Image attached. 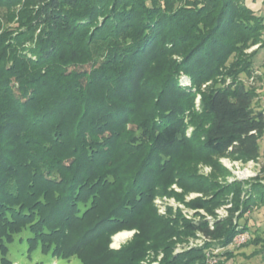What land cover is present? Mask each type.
Returning <instances> with one entry per match:
<instances>
[{"label":"trees","instance_id":"16d2710c","mask_svg":"<svg viewBox=\"0 0 264 264\" xmlns=\"http://www.w3.org/2000/svg\"><path fill=\"white\" fill-rule=\"evenodd\" d=\"M248 4L0 0V264H13L8 245L23 230L31 234L28 253L80 264L145 263L140 244L109 250L101 243L120 230L142 232L134 222L162 173L188 188L167 173L182 147L242 163L259 157L264 111L241 76L258 71L264 16ZM198 180L187 179L191 192L205 193L209 183L194 188ZM238 189L226 217L182 221L206 246L168 255L170 246L157 243L152 248L165 252L159 264H203L210 244L247 231L264 188L244 202ZM210 203L196 198L188 206L211 217Z\"/></svg>","mask_w":264,"mask_h":264},{"label":"rangeland","instance_id":"374dc122","mask_svg":"<svg viewBox=\"0 0 264 264\" xmlns=\"http://www.w3.org/2000/svg\"><path fill=\"white\" fill-rule=\"evenodd\" d=\"M248 3L249 8L257 11L259 15L264 16V0H248ZM255 48L257 46L252 49ZM252 49L247 52L249 53ZM253 65L262 77L259 84H257V90L260 91L264 85V48L253 59ZM78 70L88 71L89 66L81 69L78 68ZM241 79L246 83L247 77L245 75H242ZM181 82V84L188 86L187 79L184 78ZM204 87L202 86V88ZM199 99L200 96L197 95L194 101L195 110H198ZM141 105H144V103L142 102ZM257 108L259 109L260 107L258 106ZM135 125V123L129 124L126 131L128 132L134 129ZM192 129V125L188 123L186 129L187 136L190 135ZM127 132L121 139L127 138L129 134ZM259 144V157L247 163L233 160L227 156L220 157L201 153L196 149L195 144L182 147L178 153L179 157H175L176 159L171 163L167 173L170 174L171 171H174V175L171 172L173 180L180 178L184 186L188 184V188L186 189L185 187L183 190L176 184H171L170 181H163L162 176H164V173H162L158 184L153 189L155 191L154 199L149 202L150 204L148 203L142 207L141 214L134 222V225L138 224L142 228V232L138 233L137 229L117 231L107 237L101 243V247H108L109 250H118L140 244L148 250L147 257L145 258L147 262H141V264H159L165 252L161 248L154 249L157 243H159V246L163 243L170 246L167 249L168 255L206 246L208 242L201 235L187 233L181 228L182 221L184 219L189 221L198 220L200 215L207 219L224 218L228 215V210L234 204L235 191H232L233 189L239 188L238 198H240V202H244L247 199L249 191H252V195H254L257 186L264 188V135ZM132 168L130 166L125 172L120 174V177H124L125 174L131 175ZM190 177L203 179V181L198 180V183L194 185L197 187L194 188H202L203 185L200 182L207 181L209 186L208 189H204L206 192L202 194L191 192L192 185L187 183V179ZM120 181L122 183L124 179L122 178ZM220 187L230 189L221 193L219 192ZM196 198L211 201L207 209L211 212V217L204 211H200L198 213L199 215H196L195 211L189 208V203ZM219 200L223 206L221 205V207L215 208L216 206L214 204L216 205V202ZM255 201L258 204L251 209L250 214L246 217V223L249 229L244 231V233L237 234L231 242L225 245L210 244L208 249L204 251L203 264H264V205L259 204V199ZM262 202L264 203V197L262 198ZM241 223L243 224L244 220ZM123 233L127 235L116 241V236ZM142 233L147 236L143 237ZM239 235L244 237V242H241L242 237L238 239ZM30 236L31 234L28 230H23L15 237L13 243L8 245L7 258L13 264H80L77 258L57 260L50 255L42 254L38 249L28 253L26 239ZM137 236L140 237L137 238ZM169 236L173 237L169 238ZM145 240L152 241L145 242ZM96 249L99 252L101 250L99 246ZM153 250L156 252L154 253ZM109 261L117 264L120 259L110 258Z\"/></svg>","mask_w":264,"mask_h":264},{"label":"built area","instance_id":"2783aa9c","mask_svg":"<svg viewBox=\"0 0 264 264\" xmlns=\"http://www.w3.org/2000/svg\"><path fill=\"white\" fill-rule=\"evenodd\" d=\"M261 74L258 71H255L250 77L247 78L246 80V84L248 86H253L257 89V84H259V81L257 79V76H260ZM258 92V103L260 106V110L264 111V85H263V89L262 90H257ZM242 237V236H238V239ZM241 242H244V237L241 238Z\"/></svg>","mask_w":264,"mask_h":264},{"label":"bare ground","instance_id":"6f19581e","mask_svg":"<svg viewBox=\"0 0 264 264\" xmlns=\"http://www.w3.org/2000/svg\"><path fill=\"white\" fill-rule=\"evenodd\" d=\"M127 234L126 233H123V234H120V235H118V236H116V241H118L120 238H123V237H125Z\"/></svg>","mask_w":264,"mask_h":264}]
</instances>
